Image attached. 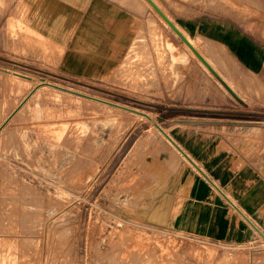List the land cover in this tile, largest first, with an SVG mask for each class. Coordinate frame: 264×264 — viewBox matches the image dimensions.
<instances>
[{"label": "rangeland", "instance_id": "obj_1", "mask_svg": "<svg viewBox=\"0 0 264 264\" xmlns=\"http://www.w3.org/2000/svg\"><path fill=\"white\" fill-rule=\"evenodd\" d=\"M154 1L177 27L191 17L234 26L262 51V69L181 31L216 79L141 0L122 3L138 20L108 48H79L83 62L68 63L29 30L26 5L3 16L0 3V264H250L245 248L163 228L154 209L171 191L169 151L183 161L167 125L204 117L264 134V0ZM256 248L264 256V242Z\"/></svg>", "mask_w": 264, "mask_h": 264}, {"label": "crops", "instance_id": "obj_2", "mask_svg": "<svg viewBox=\"0 0 264 264\" xmlns=\"http://www.w3.org/2000/svg\"><path fill=\"white\" fill-rule=\"evenodd\" d=\"M124 2L138 9V0H0L10 4L3 16L19 3L26 5L33 24L29 30L64 51V61L75 64L83 62L79 48H108L110 37L123 34L124 21L138 20L125 12ZM148 25L151 30L154 24ZM177 28L190 37L220 41L248 70L262 69V51L232 25L191 17L180 20ZM165 49L171 59L173 51ZM195 119L193 124H169L167 132L162 129L183 161L177 162L169 151L174 178L163 204L155 207L154 218L163 228L189 238L245 248L250 264H256L264 257L256 248L264 242V134L251 140L252 129L257 128L239 125L232 130L205 124L204 117ZM223 133L242 136L232 139Z\"/></svg>", "mask_w": 264, "mask_h": 264}, {"label": "bare ground", "instance_id": "obj_3", "mask_svg": "<svg viewBox=\"0 0 264 264\" xmlns=\"http://www.w3.org/2000/svg\"><path fill=\"white\" fill-rule=\"evenodd\" d=\"M146 1V0H145ZM152 1V0H151ZM147 2V1H146ZM153 2V1H152ZM148 3V2H147ZM154 3V2H153ZM149 4V3H148ZM155 4V3H154ZM156 7L160 10L159 6L157 4H155ZM148 8H150L151 10H153L157 15L158 17L161 19V21L167 26L169 27V25L163 20V18L152 8V6L149 4L146 5ZM161 11V10H160ZM162 12V11H161ZM163 13V12H162ZM164 14V13H163ZM165 15V14H164ZM166 16V15H165ZM167 17V16H166ZM168 18V17H167ZM170 21V19H168ZM171 22V21H170ZM172 23V22H171ZM173 24V23H172ZM174 25V24H173ZM176 27V29L178 30L177 26L174 25ZM170 28V27H169ZM171 29V28H170ZM172 30V29H171ZM173 31V30H172ZM179 31V30H178ZM174 32V31H173ZM180 32V31H179ZM181 33V32H180ZM174 34L179 38V36L174 32ZM181 35L185 38V40L189 43V45L198 53V55L205 61V63L210 67V69L217 75V72L216 70L214 69V67L211 66V64L207 61V59L202 55L204 53L201 54V51L199 52L197 49H196V46L191 42V40H189L187 37H185L182 33ZM180 39V38H179ZM181 40V39H180ZM182 41V40H181ZM183 42V41H182ZM184 46L189 50V52L197 58L198 62L205 68L206 71L210 72L212 74V72L209 70V68H207L205 66V64H203V62L195 55V53L189 48V46H187V44H185L183 42ZM205 55V54H204ZM209 60V59H208ZM210 61V60H209ZM15 75V74H14ZM213 75V74H212ZM17 76V74H16ZM214 76V75H213ZM218 76V75H217ZM22 79L25 78V79H28L27 77H23L21 76ZM215 77V76H214ZM219 77V76H218ZM220 78V77H219ZM217 79V78H216ZM221 79V78H220ZM48 85V84H47ZM49 86V85H48ZM45 87V86H44ZM47 87V86H46ZM94 99V98H93ZM131 111V110H130ZM133 111V110H132ZM134 112H137V111H134ZM166 136V135H165ZM168 138V137H167ZM169 140V139H168ZM171 142V141H170ZM174 144V143H173ZM172 145V144H171ZM129 248V247H128Z\"/></svg>", "mask_w": 264, "mask_h": 264}, {"label": "water", "instance_id": "obj_4", "mask_svg": "<svg viewBox=\"0 0 264 264\" xmlns=\"http://www.w3.org/2000/svg\"><path fill=\"white\" fill-rule=\"evenodd\" d=\"M152 8L163 18V20L169 25V27L179 36V38L189 46V48L195 53V55L205 64L207 68L212 72V74L220 80V78L210 69V67L205 63V61L198 55V53L189 45V43L185 40V38L181 35V33L176 29V27L168 20V18L156 7V5L151 1V0H146ZM221 81V80H220ZM222 85L235 97V94L228 88V86L224 83L221 82Z\"/></svg>", "mask_w": 264, "mask_h": 264}]
</instances>
